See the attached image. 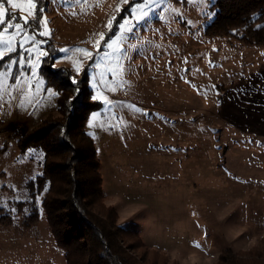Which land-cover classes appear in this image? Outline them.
<instances>
[{
  "label": "rangeland",
  "instance_id": "obj_1",
  "mask_svg": "<svg viewBox=\"0 0 264 264\" xmlns=\"http://www.w3.org/2000/svg\"><path fill=\"white\" fill-rule=\"evenodd\" d=\"M217 1L213 0L211 19L201 15L200 4L181 8L185 18L194 22L191 32L174 24L178 35L161 40L146 34L164 45L162 59L151 64L152 70L148 61L138 60L145 67L131 78L133 92H117L110 98L136 103L148 111L147 117L118 110L129 125L123 137L89 129L86 123L101 160L105 204L115 208L117 226L137 234L148 251L163 254L169 264H217L229 250L264 257V47L207 38ZM117 2L89 5L87 14L76 17L69 14L81 11L74 0L49 4V27L54 33L49 43L57 49L91 50L87 41L93 33L105 31L103 25ZM155 26L168 31L162 24ZM185 57L187 65L182 63ZM169 60L176 66L175 80L165 69ZM60 67L70 69L65 62L55 69ZM157 67L165 70L158 73ZM183 67L193 69L187 79L197 88L215 86L207 99L178 78L184 75L178 72ZM57 101L44 100L34 114L0 113V171L5 174L0 179V198H7L10 207L27 199V183L43 171V154L22 142L49 115L56 117ZM28 149L34 151L28 154ZM13 185L16 191L10 193ZM3 212L13 222L0 221V264H66L44 212L31 227L24 223L27 212L13 214L4 208L0 217ZM193 241L206 250L192 247Z\"/></svg>",
  "mask_w": 264,
  "mask_h": 264
},
{
  "label": "snow or ice",
  "instance_id": "obj_2",
  "mask_svg": "<svg viewBox=\"0 0 264 264\" xmlns=\"http://www.w3.org/2000/svg\"><path fill=\"white\" fill-rule=\"evenodd\" d=\"M69 2L70 0H0V113L27 114L31 111L34 114L43 105L44 100L59 98L61 91L54 87L41 69L42 66L55 69L58 63L65 62L70 65L71 70L57 71L60 76H67L70 83L75 86L74 94L78 96L81 91L79 85L82 81L78 77L83 75L92 90L90 99L101 105L98 110L90 113L87 127L119 133L123 137L129 125L124 116L117 114L118 110L127 109L144 117L149 113L136 103L112 99L110 94L123 92L129 95L133 92L134 83L131 78L138 76L145 67L143 64H138V60L148 61V70H152L151 64H158L162 59L161 52L164 45L154 43L146 34L151 33L152 37L159 36L161 40L167 36L178 35L173 29L174 24H181L182 28L191 32L194 22L186 19L181 11V8L187 4L202 5L201 15L205 18L211 19L215 14L212 11L213 0H118L113 14L103 25L105 31L93 33L92 39L87 41L91 50L79 46L57 49L49 43L54 33L49 27L47 7L49 4H69ZM102 2L103 0H96L93 4L92 0H74V5L81 6V11L77 13L73 10L69 14L73 17L87 14L86 9L89 5L95 7ZM205 8L208 10H204ZM156 24L166 26L167 33L156 27ZM213 51L219 50L214 48ZM57 53L62 55L58 56ZM182 63L187 65L189 61L185 57ZM209 64H212L211 60ZM173 67L176 66L171 60L166 61L165 69L175 80L177 77L172 76ZM165 69L157 67L155 71L161 73ZM192 71L193 69L187 67L179 68L178 72L184 75L178 78L207 99L208 91L214 90L215 86L206 89L197 88L187 79ZM195 71L200 70L197 68ZM72 102L70 98L68 105L71 106ZM152 115L163 120L159 114ZM164 122L170 123V121ZM89 135L95 138L93 133L90 132ZM161 150L179 151L163 148ZM33 151L34 149L27 150L28 154ZM4 175L0 171V179ZM15 191V185L9 188L10 193ZM36 203H40L39 196L36 197ZM4 208H8L10 213H17L16 208L10 207L7 198H0V211ZM23 211L27 212V209ZM191 246L197 250H206L199 241H193Z\"/></svg>",
  "mask_w": 264,
  "mask_h": 264
},
{
  "label": "trees",
  "instance_id": "obj_3",
  "mask_svg": "<svg viewBox=\"0 0 264 264\" xmlns=\"http://www.w3.org/2000/svg\"><path fill=\"white\" fill-rule=\"evenodd\" d=\"M214 8L217 13L206 28L207 38L227 39L246 48L264 47V0H218ZM59 69L68 68L41 69L61 91L56 117L49 115L22 142L43 154L41 175L27 183V199L14 205L20 213L27 209L25 226L37 225L44 212L66 264H169L163 254L148 251L137 234L117 226L115 208L105 204L101 160L86 129L90 113L101 105L90 99L92 90L83 75L76 96L75 86L58 74ZM0 221L13 222L6 212ZM217 264H264V257L229 250Z\"/></svg>",
  "mask_w": 264,
  "mask_h": 264
}]
</instances>
